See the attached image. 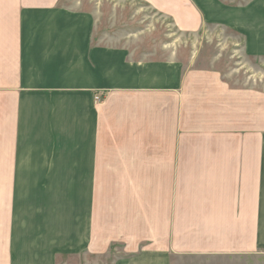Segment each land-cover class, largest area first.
<instances>
[{
	"label": "crops",
	"instance_id": "0c3cea01",
	"mask_svg": "<svg viewBox=\"0 0 264 264\" xmlns=\"http://www.w3.org/2000/svg\"><path fill=\"white\" fill-rule=\"evenodd\" d=\"M139 1L264 62L259 0ZM95 29L60 0H0V264H264V83Z\"/></svg>",
	"mask_w": 264,
	"mask_h": 264
},
{
	"label": "rangeland",
	"instance_id": "374dc122",
	"mask_svg": "<svg viewBox=\"0 0 264 264\" xmlns=\"http://www.w3.org/2000/svg\"><path fill=\"white\" fill-rule=\"evenodd\" d=\"M220 1L235 8L255 0ZM60 4L94 13L96 38L133 46L139 56L174 59L186 68L216 71L230 86L264 83V62L248 58L240 41L243 37L225 25L206 24L198 33H182L169 17L139 0H60Z\"/></svg>",
	"mask_w": 264,
	"mask_h": 264
},
{
	"label": "built area",
	"instance_id": "2783aa9c",
	"mask_svg": "<svg viewBox=\"0 0 264 264\" xmlns=\"http://www.w3.org/2000/svg\"><path fill=\"white\" fill-rule=\"evenodd\" d=\"M100 99H101L100 95H98V94H97V95H95V101H96V102H99V101H100Z\"/></svg>",
	"mask_w": 264,
	"mask_h": 264
}]
</instances>
